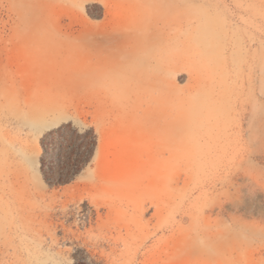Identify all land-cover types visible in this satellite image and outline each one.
I'll return each mask as SVG.
<instances>
[{
  "label": "rangeland",
  "instance_id": "374dc122",
  "mask_svg": "<svg viewBox=\"0 0 264 264\" xmlns=\"http://www.w3.org/2000/svg\"><path fill=\"white\" fill-rule=\"evenodd\" d=\"M0 264H264V0H0Z\"/></svg>",
  "mask_w": 264,
  "mask_h": 264
},
{
  "label": "bare ground",
  "instance_id": "6f19581e",
  "mask_svg": "<svg viewBox=\"0 0 264 264\" xmlns=\"http://www.w3.org/2000/svg\"><path fill=\"white\" fill-rule=\"evenodd\" d=\"M44 4H45V2L44 1H42L41 2V5H43L44 6ZM139 26V24L137 25V23H131V27L133 28V30H138V29H142V28H140V27H138ZM141 26V25H140ZM132 34H130V36H131ZM138 36H141L142 38L143 37H147V36H150V34L149 33H141L140 35H138ZM144 55H143V57H142V62L144 61L145 63L144 64H147L148 62H149V60H150V58H152V52L150 51V50H147V51H144V53H143ZM52 59H54V58H52ZM30 126L33 128V129H35V128H37L38 127V125L37 124H35L34 122H32L31 124H30Z\"/></svg>",
  "mask_w": 264,
  "mask_h": 264
},
{
  "label": "trees",
  "instance_id": "16d2710c",
  "mask_svg": "<svg viewBox=\"0 0 264 264\" xmlns=\"http://www.w3.org/2000/svg\"><path fill=\"white\" fill-rule=\"evenodd\" d=\"M63 127H60V128H58L56 131H55V133H56V135H57V139H59V138H61L62 136H63ZM95 148H96V142L94 143V145H93V151H92V153H91V155L94 153V150H95ZM45 151L47 152V149L45 148ZM43 174L45 175V171L43 170ZM59 179L61 178V177H58ZM63 178H65V177H63ZM48 181L49 180H52L51 178L50 179H48V178H46ZM67 181V179H64V180H62V182H66Z\"/></svg>",
  "mask_w": 264,
  "mask_h": 264
}]
</instances>
